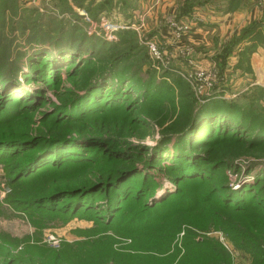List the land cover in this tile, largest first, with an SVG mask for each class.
<instances>
[{"label":"rangeland","instance_id":"374dc122","mask_svg":"<svg viewBox=\"0 0 264 264\" xmlns=\"http://www.w3.org/2000/svg\"><path fill=\"white\" fill-rule=\"evenodd\" d=\"M160 1L0 0V264H264V139H162L199 98L195 69L215 94L224 75L206 36L186 41L205 17ZM252 97L264 109V86L227 99Z\"/></svg>","mask_w":264,"mask_h":264},{"label":"trees","instance_id":"16d2710c","mask_svg":"<svg viewBox=\"0 0 264 264\" xmlns=\"http://www.w3.org/2000/svg\"><path fill=\"white\" fill-rule=\"evenodd\" d=\"M214 0H187L185 4L181 5L176 14L178 21H182L185 17H191L193 15L194 8L203 7L206 4ZM230 0L229 2H232ZM228 4L221 6L220 4L216 5V10L221 11H230L235 8V5ZM197 19V18H196ZM195 20V19H193ZM242 42H246V45L242 50H240V56H249L252 52L258 49L259 46L263 45L264 42V13L263 16L259 19L253 20L246 27L242 28L241 32L238 35H235L231 41L224 46L223 50L220 52V55L216 60L218 61V68L222 74L225 62L227 57L233 50ZM106 59L104 60V63ZM112 62L109 68L97 69L93 71V74L90 77L86 78L84 85L82 86L83 93L86 94L91 89L96 87L97 84L106 80L111 74L112 69H114L117 61ZM241 62V60H240ZM240 65V64H239ZM104 66V64H103ZM100 70V71H98ZM217 86L214 87L211 95L206 97V100L203 103H199L198 99H191L187 112H183L182 117H180L178 125H175L172 129L165 130L162 133V139L168 140L169 138H177L186 135L187 133L193 132L197 137L204 136H216L218 134H230V138L237 139L238 141H243L245 138H251L250 134H254L252 139L260 137L264 139V109L262 105H259L260 99L252 97L250 100L248 98L246 101L249 104H256L261 107V109H256L255 111L248 110L249 105H238L234 100H229L224 97L223 94H215ZM222 96V97H220ZM216 98V99H215ZM259 130V136H255ZM77 136L62 134L59 136H53L50 138L41 137L37 140L42 142L45 140L47 142L44 149L40 150L38 153H34L30 157L29 162L37 159L39 155L47 148L53 145H61L70 143L76 140ZM213 138V137H212ZM219 139V137H217ZM227 139V138H223ZM246 141V140H244ZM37 143V142H36ZM43 143V142H42ZM165 142H162V145ZM261 146L264 147V140L261 143ZM72 158V157H70ZM131 171L122 172V175L117 177V179L123 178L130 174ZM82 189V188H81ZM71 190L70 188H61L59 192H65ZM83 190V189H82ZM85 191V190H83ZM48 195H46L47 197ZM44 200V199H43ZM40 200V202H43ZM208 260L214 261L213 255H206ZM98 260V259H96ZM225 261V260H224ZM226 264L227 260L225 261Z\"/></svg>","mask_w":264,"mask_h":264},{"label":"crops","instance_id":"0c3cea01","mask_svg":"<svg viewBox=\"0 0 264 264\" xmlns=\"http://www.w3.org/2000/svg\"><path fill=\"white\" fill-rule=\"evenodd\" d=\"M183 1L184 0H161L160 2L163 8L171 7L174 9L176 5H179V3ZM229 1L230 0H222L221 2H217L214 0L203 6L204 8H194V11H199V14L205 17L204 22L206 23V27L203 28L204 30L202 31L198 29L193 36L190 34V37H188L186 41L196 47L204 43L202 39L206 36L209 40L207 45L212 47L215 51V57L213 56L214 59L212 58L211 64L215 63V58H218L224 46H226L235 35H238L242 28L246 27L253 20L261 18L264 13V4L261 5L263 8H258L257 0ZM228 2L233 6L235 5V8L230 11L216 10L217 4L225 6ZM221 12H223V14ZM208 19H212V21L210 22ZM165 33L166 31L164 30L163 35L167 36V33ZM207 45L204 46L207 47ZM245 45L246 42L239 44L233 52L228 55L227 61L225 62L222 72V76L224 75V77H221L223 87L221 91L225 98H238L241 94L247 95L250 92H255L257 87L264 86V42L262 46H259L257 50L247 57L240 56L239 54L240 50H242ZM207 56L211 55L207 54ZM207 64L209 65V63ZM217 91L218 90H216V92Z\"/></svg>","mask_w":264,"mask_h":264},{"label":"built area","instance_id":"2783aa9c","mask_svg":"<svg viewBox=\"0 0 264 264\" xmlns=\"http://www.w3.org/2000/svg\"><path fill=\"white\" fill-rule=\"evenodd\" d=\"M171 25L173 27H176V30L179 33H182L186 31L187 27H181V26H176V24L172 21ZM151 49L156 52L154 44H151ZM216 73L214 70H209L207 68L199 67L195 69V71L188 77V80L191 85H195V89L197 90V97L202 96L204 94H210L212 93L214 87L217 84L216 80Z\"/></svg>","mask_w":264,"mask_h":264},{"label":"water","instance_id":"95a60500","mask_svg":"<svg viewBox=\"0 0 264 264\" xmlns=\"http://www.w3.org/2000/svg\"><path fill=\"white\" fill-rule=\"evenodd\" d=\"M210 95H211V93L199 96V98H198L199 103H203L206 100V97H209Z\"/></svg>","mask_w":264,"mask_h":264}]
</instances>
